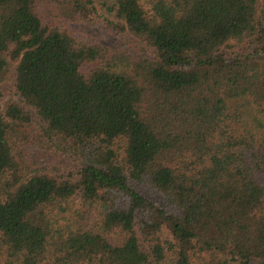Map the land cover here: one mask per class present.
Instances as JSON below:
<instances>
[{
    "label": "trees",
    "instance_id": "1",
    "mask_svg": "<svg viewBox=\"0 0 264 264\" xmlns=\"http://www.w3.org/2000/svg\"><path fill=\"white\" fill-rule=\"evenodd\" d=\"M260 2L0 0V264H264Z\"/></svg>",
    "mask_w": 264,
    "mask_h": 264
},
{
    "label": "rangeland",
    "instance_id": "2",
    "mask_svg": "<svg viewBox=\"0 0 264 264\" xmlns=\"http://www.w3.org/2000/svg\"><path fill=\"white\" fill-rule=\"evenodd\" d=\"M259 3H261L260 0H259ZM42 12H43V10H42ZM107 17L108 18L110 17V16H108L107 12L100 11L98 23L96 25H94L92 29H91V27H89V28L87 27V29H90L89 31H91L93 34H95L105 44H108L112 47L120 46V42L118 41V39L116 37H114L113 33L108 29V26H107L108 22H106ZM16 66H17V63L10 62L9 78L4 83V86L11 87L15 84ZM10 101L19 102V97L13 91H8L7 94H5V97L1 101V104H0L1 109H4L6 104Z\"/></svg>",
    "mask_w": 264,
    "mask_h": 264
}]
</instances>
